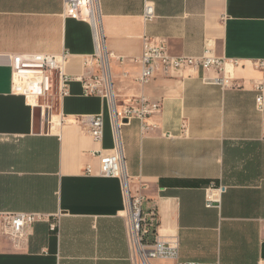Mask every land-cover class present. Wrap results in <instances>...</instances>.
<instances>
[{"label":"crops","instance_id":"crops-1","mask_svg":"<svg viewBox=\"0 0 264 264\" xmlns=\"http://www.w3.org/2000/svg\"><path fill=\"white\" fill-rule=\"evenodd\" d=\"M100 13L108 50L123 57L110 61L116 99L161 102L143 133L136 119L121 128L131 188L142 187L145 209L156 207L157 234L177 242L182 261H264V107L255 105L264 70L254 63L264 59V0H100ZM144 35L173 55L207 50L224 70L157 71L141 84L132 58ZM63 51L67 74L95 73L83 64L94 51L91 25L63 15V0H0V264H131L119 180L84 172L113 147L105 99L73 79L39 124L34 103L12 91L11 55ZM222 76L224 86L214 80ZM99 113L95 139L76 118ZM8 213L44 218L14 240Z\"/></svg>","mask_w":264,"mask_h":264},{"label":"built area","instance_id":"built-area-1","mask_svg":"<svg viewBox=\"0 0 264 264\" xmlns=\"http://www.w3.org/2000/svg\"><path fill=\"white\" fill-rule=\"evenodd\" d=\"M63 15L88 21L92 28L94 51L85 57V66L96 68L95 73L87 76L74 77L64 71V63L68 53H18L10 57L12 91L22 94L26 99L34 101L43 111L51 109L53 98L61 101L69 94V83L79 79L82 83L83 94L99 96L105 99L108 106V117L113 137V147L107 153L98 152V168L93 171L87 165L84 172L88 175L117 178L121 185L124 199V210L121 213L125 221L126 236L129 243V259L131 264H220L219 261H182L176 241H166L157 234L159 223L156 207H143L146 196L139 186L132 190L130 175L123 153L121 128L136 119L143 133L151 125L148 119L158 113L160 101H153L143 95L134 96L125 101H118L114 94L113 81L110 71V61L116 56L108 50L101 26L100 0H63ZM153 16V7L146 4L144 18ZM132 60L139 64L140 70L137 81L147 83L157 71L170 74L185 69H214L224 70L226 61L212 56L207 50L197 56L173 55L166 42L144 35L141 53ZM256 67L264 70V59H257ZM215 82L224 86L227 80L224 76L216 77ZM255 105L258 110L264 107V90L262 83L255 85ZM43 101V102H41ZM76 121L95 139H100L103 133L105 116L99 114L80 115ZM185 124L183 123V128ZM207 206H211L210 200ZM5 231L12 239L23 237L25 228L44 215L38 213H8L2 215ZM51 230L56 224L50 225ZM258 264H264L260 260Z\"/></svg>","mask_w":264,"mask_h":264},{"label":"water","instance_id":"water-1","mask_svg":"<svg viewBox=\"0 0 264 264\" xmlns=\"http://www.w3.org/2000/svg\"><path fill=\"white\" fill-rule=\"evenodd\" d=\"M36 116H37V120L39 122V124H41V116H40V111H41V108L39 106H36ZM261 257L264 259V243L262 245V250H261Z\"/></svg>","mask_w":264,"mask_h":264},{"label":"bare ground","instance_id":"bare-ground-1","mask_svg":"<svg viewBox=\"0 0 264 264\" xmlns=\"http://www.w3.org/2000/svg\"><path fill=\"white\" fill-rule=\"evenodd\" d=\"M31 102L34 103V101H32V100H31ZM56 123H57V119H56V117H54V119H53V125H55Z\"/></svg>","mask_w":264,"mask_h":264},{"label":"rangeland","instance_id":"rangeland-1","mask_svg":"<svg viewBox=\"0 0 264 264\" xmlns=\"http://www.w3.org/2000/svg\"><path fill=\"white\" fill-rule=\"evenodd\" d=\"M41 102H43V101H41Z\"/></svg>","mask_w":264,"mask_h":264}]
</instances>
